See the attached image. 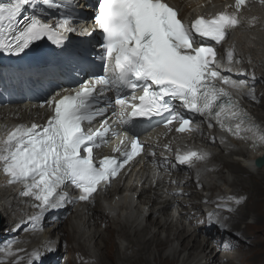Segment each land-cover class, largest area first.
Listing matches in <instances>:
<instances>
[{
  "label": "snow or ice",
  "instance_id": "6c2138e0",
  "mask_svg": "<svg viewBox=\"0 0 264 264\" xmlns=\"http://www.w3.org/2000/svg\"><path fill=\"white\" fill-rule=\"evenodd\" d=\"M249 3L250 0H235L224 11L210 17L201 15L189 25L182 22L178 10L165 0H98L94 23L104 38L103 54L99 57L106 62L104 74L81 85L74 94L57 93L46 101L53 114L45 125L21 124L0 140V170L9 178L8 183L21 184L24 190L20 195L39 202L34 206L40 212L32 219L39 220L45 212L65 203L88 201L143 152L144 145L134 139L130 151H122L120 145L113 149L121 154L122 160L104 156L96 162L94 149L107 144L109 134L118 137L120 133L113 130L109 119H104L94 131L86 130L85 124L91 125L109 110L117 126L130 124L133 117L168 113L163 121L165 128L178 121L176 131H196L191 126L192 119L178 113V104L214 121L233 137L250 142L253 148H264V126L228 90H241L246 82L216 70V46L232 30L242 26L240 13ZM76 7L79 5L74 0L0 3V49L19 55L45 37L55 45H63L66 34L75 31L71 24L77 18L73 11ZM26 8L32 10L30 16L24 15ZM46 9L59 12L55 23L43 15ZM20 18L26 23L17 33L15 23ZM233 58L234 53L229 50V64ZM137 89L142 94L137 95ZM110 91L114 92V99L107 96ZM245 94L255 99L253 89ZM123 143L121 140L120 144ZM208 156V153L188 151L178 153L176 159L191 166ZM66 185L75 186L80 195L69 196L63 191ZM4 252L6 256L15 255L11 244ZM39 255L38 251L31 254L37 259ZM19 259L15 264H19Z\"/></svg>",
  "mask_w": 264,
  "mask_h": 264
},
{
  "label": "bare ground",
  "instance_id": "6f19581e",
  "mask_svg": "<svg viewBox=\"0 0 264 264\" xmlns=\"http://www.w3.org/2000/svg\"><path fill=\"white\" fill-rule=\"evenodd\" d=\"M92 1L95 2V0H86L85 4L93 6ZM173 1L181 9L182 16L189 20L199 14L211 12L213 3L205 2L206 0ZM74 2L77 3L76 0ZM214 2L224 6L235 3L232 0H214ZM86 11L89 15L90 9ZM244 13L245 10L242 14ZM246 13L250 15L252 22L234 36L232 43L239 55L256 68L259 74V86L255 89V99L247 100L244 107L264 125V93H262L264 92V29L259 28L264 24V3L254 0ZM31 14L32 10L26 8L24 15ZM84 20L85 18L81 17L76 25ZM73 33L76 38L82 37L76 29ZM94 35L95 33L90 36L94 37ZM251 35H256L258 38L254 41L253 47L250 43ZM67 69L78 76H82L84 72L89 76L90 73L85 71L84 65L76 63L73 59L69 62ZM15 74L11 69L2 67L0 64V85L6 80V75ZM57 93L61 92L57 91ZM41 105L40 101L18 100L0 106V140L6 138L7 133L18 125L30 126L33 123L43 122L52 111L48 104L43 107ZM102 120V118L98 119L97 123H101ZM164 134L167 136L164 137ZM145 135L147 147L150 153H155L157 159L162 153L168 154L169 158H174L175 151L185 153L195 150L208 153V159L194 161L191 166L184 164L180 172L173 174H170L168 170L165 173L162 172V179L157 180L154 185L145 186L140 195L136 196L135 190L138 184L135 180L138 172L134 171L140 165L138 162L113 186L104 189L102 193L95 194L90 202L82 205L65 203L60 208L45 212L39 220L32 219L39 214V208L28 207V201H20L17 193L7 188L0 178V213L3 215L6 229L10 231V233L0 231V264H15L20 257L22 259H19V264H30V261L31 264H61L57 263L56 258H58L57 254L63 250L68 253L63 264H101V262L115 264L114 261H107V259H113L114 248H118V252L122 250L125 253L133 249V259L128 264L137 262L141 257L145 264H254L255 262L243 263L244 260H237L247 251L251 252L249 246L232 247L238 242H246L247 234L245 236L240 229L247 225L240 227L239 221L245 217L244 213L247 209L244 208L247 207L250 199L254 198L258 188L257 184L254 187L250 184L253 181L248 175L264 176V166L258 167L255 163L257 157L264 155V151L258 147L253 148L247 142L232 138L224 131L208 126L191 135L186 134V137L181 136L180 132L168 130L145 132ZM167 148L169 149L166 150ZM151 169L152 163L148 154L141 175L142 177L145 172L148 173L145 183L150 182ZM234 173L239 174L234 175ZM168 179L171 182L177 181L179 184L175 189H184L188 195L172 193L171 199L164 208H156L158 203L156 199L163 198L171 189L167 183ZM218 181L223 182V187H220ZM242 189L246 191L242 192ZM250 190L254 193L249 199ZM237 191H240V194H237ZM200 199L205 200L203 205L215 206L226 203L229 207H233L235 210L223 212L224 216L225 213L232 214L231 217H224V226L230 228V224H233V229L230 231L236 230L241 233L240 236L243 234L242 240L223 241L219 231V238H217L208 232V228L200 230L193 222L187 223L180 218L177 222L171 220V214L168 212L171 206L189 203L185 206L186 212L183 216L187 214L194 216L201 208ZM194 210L195 212L192 213ZM68 213H71V216L64 220V225L61 224L63 218L59 221V217H67ZM20 224H23L24 228L20 233L15 234L18 230L13 231V229ZM204 225L205 223L199 226ZM108 231L116 233L115 239L113 234H107ZM110 243L111 249L106 252L100 251L109 248ZM7 244H11L15 255H5L4 249L8 246ZM225 244L229 247L226 248ZM21 249L23 251H20ZM218 249H222L221 255H217ZM34 251L40 253L39 259L31 256ZM120 256L119 264H121Z\"/></svg>",
  "mask_w": 264,
  "mask_h": 264
},
{
  "label": "clouds",
  "instance_id": "9594fccd",
  "mask_svg": "<svg viewBox=\"0 0 264 264\" xmlns=\"http://www.w3.org/2000/svg\"><path fill=\"white\" fill-rule=\"evenodd\" d=\"M253 2H254V0H250V3L243 8V10H245L244 14H242L243 10L241 11V14H240L241 22H242V20L243 21H247L248 23L252 22L251 18H250V15H248L246 12H247V8L251 4H253ZM244 26L246 27L247 25H243V27H242L243 29H241V30H235L234 36L237 33L242 32L245 29ZM258 26H259V23H258ZM259 28H260V30H262V28L264 29V24H262V26H259ZM234 36H233V38H234ZM233 38H232V40H233ZM256 38H257L256 35H251L250 43L252 45H254V40ZM232 48H233V46H232ZM218 60H219V57L217 58V61ZM244 68H245V70H244L245 75H244V79H242V80L246 82V86L243 89H241V90L232 89V88H229V89L233 93V95L239 100V102L242 105V107L245 109L244 103L247 100L252 99L248 95H246L245 93H247L249 91V89H253L254 90V95H255V89H257L258 84H259V74L257 73L256 68H254L253 66H251V64H248L247 62L244 64ZM217 69L220 72H224L223 62H219L218 61ZM248 113L255 119L256 122H258L260 125L264 126L262 123L257 121V118L253 114H251L249 111H248ZM210 123H211V128L215 127V128H217V129H219L221 131H224L214 121L210 122V121L206 120L204 117L199 116L198 114H196V117H194L192 119V125L191 126L194 129H197V130L196 131H191V132H184V133H182L181 136L186 137V134L191 135L192 133L201 131V130L204 129L205 126L210 127L209 126ZM178 127L179 126L163 128L162 130H159V132H163L165 130L178 132V131H176V129ZM224 132H226V131H224ZM226 133L230 137L237 139L236 137H233L230 133H228V132H226ZM166 136H167V134H164V137H166ZM247 143L251 144L250 142H247ZM147 144H148V142H147ZM168 149L169 148H167L166 150H168ZM258 149L264 151V148H259L258 147ZM195 151L197 152V150H195ZM178 153L183 154V153H181L179 151H175V157L174 158H169V155L166 154V153L160 154L159 160H160V163H161V167L158 168V173H157V171L153 172L152 170L149 172V180H150V182H148V183H145V177L147 176L148 173L145 172L144 175L141 177L144 163H140V165L137 167V170L134 171L136 173L138 172L137 179L135 180V183L138 184L137 188L140 185H142L144 187L147 186V185H152V183H151L153 181L151 179V174L152 173L153 174H157V179H156V181H157V180L162 179V177H161L162 176V172L165 173V172H167V170L170 172V174H173V173H176V172H180L181 171V166H183L184 164L182 165L176 160V156H177ZM263 156L264 155L259 156V157H263ZM259 157H257V158H259ZM255 163H256V160H255ZM134 167L135 166L128 167L127 168V170H128L127 173L131 169H133ZM140 180L142 181V183H140ZM167 183H168V185H169V187L171 189H169L168 193L165 194L163 198H159V200L161 202H163V205L160 206L161 207L160 209L165 207V205L167 204L168 200L171 199L172 193H183L184 195H188L187 191H185L184 189H178V190L175 189V187L179 184L177 181L171 182L168 179ZM197 200H199V199H197ZM204 201H205L204 199H200L199 203L201 204V208L198 210V212L194 216H191L189 214H187L186 216H183V214L186 212L185 206H188L189 203H186V204H184V203L174 204L173 206H171L168 209V212L171 214V220H173L174 222H177V220L180 218V219H182L183 221H185L187 223L188 222H193L194 225H196L198 227V229L203 230L204 228H208L209 229L208 232H211L213 235H216L217 232L219 231V232H221L220 234H222V235H220V238L223 241H234L236 239H239V240L242 239L243 234H242V236H240V234H241L240 232H238L236 230L230 231V229H233L231 226H230V228L228 226H224V217L228 218L230 216V214L229 213H225V216H224L223 212H225L227 210L232 211V210H235V209L233 207H229L228 204H226V203L216 204L215 206L203 205ZM156 208H159V207H156ZM194 212H195V210L192 213H194ZM201 220H203V223H205L204 226H199V225L203 224L202 222H200ZM179 225H180V223H179ZM222 225L224 227H222ZM180 228H182L181 225H180ZM203 241H206V240L203 239Z\"/></svg>",
  "mask_w": 264,
  "mask_h": 264
},
{
  "label": "rangeland",
  "instance_id": "374dc122",
  "mask_svg": "<svg viewBox=\"0 0 264 264\" xmlns=\"http://www.w3.org/2000/svg\"><path fill=\"white\" fill-rule=\"evenodd\" d=\"M258 86H259V84H258ZM262 93H264V92H262ZM221 167L223 168L224 165L222 164ZM236 174H239V173H234V175H236ZM248 177L250 178L251 181H253L250 184L253 185V187L256 186V184H257L258 188H257V191H255V195H254V198L252 200L250 199V197L253 196L254 191L253 190L249 191L248 195H250L249 196L250 201L247 203L248 204L247 207L244 208V209H247V210H245L246 213H244L246 215H245V217L243 219H241V221H239L240 227L244 226V225H247L245 228L240 229V231L242 233H244L245 236L247 234L246 242H238L237 245H235V246L233 244L232 248L249 246L248 248L250 249L251 252L248 253L249 251H247L244 255H242V257L240 259H237V260H244L243 263L255 262L254 264H264V185H263L264 184V176L263 177H258V176H254L253 174H250V175H248ZM218 184L220 185V187H223V185H222L223 182L222 181H218ZM244 190L245 189H242L241 191L245 192L246 190L245 191ZM237 194H240V191H237ZM1 215H2V213H1ZM67 215H69V216H67V217L60 216L59 217V219H58L59 221H60L61 218H63V219H61V222H63L61 224L64 225V220L66 218L70 217L71 213L70 214L68 213ZM231 215H230V217H231ZM200 222L203 223V220L200 221ZM4 223H5L4 222V218H3V215H2L1 224H0V231H4V232H7V233H10V231H8L6 229V225ZM228 224H230V223H228ZM232 225L233 224H230V226L233 228ZM23 228H24L23 224H20V225L14 227L13 231L15 229L18 230V231H15V234H18V233H20L23 230ZM103 228H104V226H103ZM250 229H252V230H250ZM110 233L113 234V238L115 239V237H116L115 234L116 233H113L112 231H108L107 232V234H110ZM67 234H66V236H67ZM217 235L219 236L218 232H217V234L215 236L218 237ZM241 240L242 239H240V241ZM252 240H253V242L251 243ZM110 245H111V243L109 244V248L103 249V250H100V251H104V252L108 251L109 249H111ZM118 250H119L118 248H114V250L112 252L113 259H107V261H111V262L114 261L115 264H119L118 263L119 262L118 261V257L120 256V254H121V256H120L121 257L120 258L121 264H128V263H130L132 261L133 254H134L133 249L129 250V253L132 252L131 254H129L128 251H127L126 252L127 255H126L125 251L121 250V252L120 251L118 252ZM66 253H67V251L63 250L61 253L57 254V256H58V258H56L57 259V263L63 264L65 262V259H67L66 255H68V253L67 254ZM221 254H222V249H218L217 250V255H221ZM124 255H125V257H124ZM101 264H102V262H101ZM104 264H107V262H104ZM133 264H145V263H144L143 258L141 257L137 262H135Z\"/></svg>",
  "mask_w": 264,
  "mask_h": 264
},
{
  "label": "water",
  "instance_id": "95a60500",
  "mask_svg": "<svg viewBox=\"0 0 264 264\" xmlns=\"http://www.w3.org/2000/svg\"><path fill=\"white\" fill-rule=\"evenodd\" d=\"M256 164L257 166L261 167V166H264V156L263 157H259L256 159ZM2 219V215L0 213V221Z\"/></svg>",
  "mask_w": 264,
  "mask_h": 264
}]
</instances>
